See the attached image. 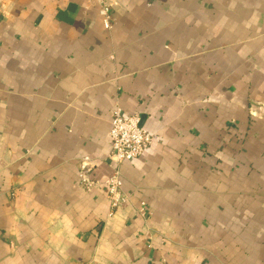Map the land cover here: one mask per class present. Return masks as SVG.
Masks as SVG:
<instances>
[{"label":"crops","instance_id":"1","mask_svg":"<svg viewBox=\"0 0 264 264\" xmlns=\"http://www.w3.org/2000/svg\"><path fill=\"white\" fill-rule=\"evenodd\" d=\"M113 2L0 0V264H264V0Z\"/></svg>","mask_w":264,"mask_h":264},{"label":"built area","instance_id":"2","mask_svg":"<svg viewBox=\"0 0 264 264\" xmlns=\"http://www.w3.org/2000/svg\"><path fill=\"white\" fill-rule=\"evenodd\" d=\"M114 0H99L100 15L103 26L109 29V11L113 7ZM109 138L111 152L109 160L115 166L113 174L106 180L108 189V200L112 210L122 208L128 204L129 198L122 190V179L117 166L123 162L132 161L141 157L145 149L150 146L152 137L142 126L141 118L137 114H125L119 109H115L112 114ZM88 159L86 158L80 166V182L89 189L94 185L88 176ZM138 213L147 216L145 203H140Z\"/></svg>","mask_w":264,"mask_h":264}]
</instances>
